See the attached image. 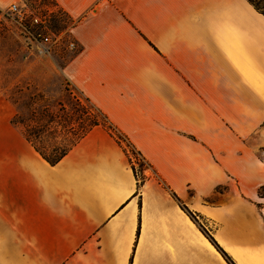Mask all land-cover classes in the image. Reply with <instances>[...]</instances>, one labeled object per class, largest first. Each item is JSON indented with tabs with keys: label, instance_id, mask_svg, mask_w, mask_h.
<instances>
[{
	"label": "crops",
	"instance_id": "obj_1",
	"mask_svg": "<svg viewBox=\"0 0 264 264\" xmlns=\"http://www.w3.org/2000/svg\"><path fill=\"white\" fill-rule=\"evenodd\" d=\"M53 1L72 20L69 80L126 142L99 126L52 166L0 91V264H264L250 144L264 15L248 0Z\"/></svg>",
	"mask_w": 264,
	"mask_h": 264
},
{
	"label": "rangeland",
	"instance_id": "obj_2",
	"mask_svg": "<svg viewBox=\"0 0 264 264\" xmlns=\"http://www.w3.org/2000/svg\"><path fill=\"white\" fill-rule=\"evenodd\" d=\"M13 4L19 5L24 16L12 14L9 11L12 4L0 7V91L13 101H19L18 105L15 104L17 111L20 103L39 94L44 95V100L33 103L34 107L48 104L54 111L63 108L66 112L63 110L61 115H71L76 122L75 127L87 118L102 122V117L96 111L91 112V116H85L87 112L83 111L82 106H90L65 71L71 57L68 34L72 20L69 15L53 0H22ZM35 19L39 22L36 23ZM58 34H64L60 42H44V37L54 39L53 36ZM105 128H109V125ZM250 144L264 161V126L252 135ZM130 150L136 164L137 178L143 180L144 176H151L145 162ZM258 196L264 200V187L259 190Z\"/></svg>",
	"mask_w": 264,
	"mask_h": 264
},
{
	"label": "trees",
	"instance_id": "obj_3",
	"mask_svg": "<svg viewBox=\"0 0 264 264\" xmlns=\"http://www.w3.org/2000/svg\"><path fill=\"white\" fill-rule=\"evenodd\" d=\"M248 1L258 12L264 15V0ZM41 100H44V95L37 94L28 97L23 104L20 103L12 124L15 127L22 128L25 138L35 151L52 166L58 164L83 138L99 126L106 127L109 125L107 129L116 138L118 143L126 142V139L109 124L105 115L97 110L87 99L86 102L90 107L82 106L83 111L87 112L85 116H91V112L94 113L96 111L102 117V122L93 118H87L85 121H81L82 124L76 125V127V122L72 119L71 115H61L63 110L66 112L65 109L62 108L54 111L50 109L48 104H37V107L32 105L33 103L41 102ZM14 103L18 105L19 101L14 100ZM110 127L113 129H110ZM128 145L129 149L132 150V154L136 155L131 144L127 143L126 146L128 147ZM133 170L137 174L134 165ZM183 209L187 211V208L184 206ZM187 212L194 221L198 222L192 213Z\"/></svg>",
	"mask_w": 264,
	"mask_h": 264
},
{
	"label": "built area",
	"instance_id": "obj_4",
	"mask_svg": "<svg viewBox=\"0 0 264 264\" xmlns=\"http://www.w3.org/2000/svg\"><path fill=\"white\" fill-rule=\"evenodd\" d=\"M9 11L14 14V15H19L20 17H23L24 14L22 13L21 11V8L19 7V5L17 4H12L9 8ZM35 22L38 23L39 20L38 19H35ZM64 37V34H58L57 36L54 35L53 38L55 39L56 38V42H54V39H51L49 36H46L44 37V42L45 43H58L60 42ZM68 50H70L71 52H75L77 50V45L75 42H73L72 40H69V43H68Z\"/></svg>",
	"mask_w": 264,
	"mask_h": 264
}]
</instances>
